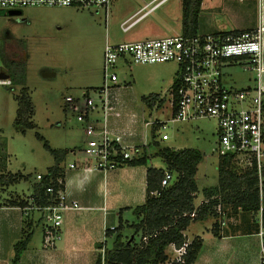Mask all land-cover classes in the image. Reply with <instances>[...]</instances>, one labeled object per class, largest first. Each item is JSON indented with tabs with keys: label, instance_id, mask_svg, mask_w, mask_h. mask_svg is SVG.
<instances>
[{
	"label": "rangeland",
	"instance_id": "1",
	"mask_svg": "<svg viewBox=\"0 0 264 264\" xmlns=\"http://www.w3.org/2000/svg\"><path fill=\"white\" fill-rule=\"evenodd\" d=\"M148 1L112 0L107 16L101 8L28 7L19 15L0 12V42L4 62L10 65L8 72H22L24 78L23 85L18 82L0 85V166L3 168L4 165L13 175L26 177L23 182L10 184L8 190L28 195L36 174H45L55 164L53 155L44 144L51 149L75 146V149H80L78 137L82 123L77 120V115L83 112L85 97L82 93L88 90L93 97L92 102H98L95 94L102 84V56L106 40L119 43L163 38L182 32L181 0H166L127 32H123L120 23ZM198 16L197 31L200 33L208 31L206 25L210 22L220 20V13L215 9H203ZM176 69L173 62L119 63L114 70L116 86L120 88L119 101L124 103L127 111L136 112L145 120H166L170 114L168 91L173 85ZM255 78V72L243 64L227 67L223 75L225 85L238 90L253 86ZM22 86L28 88L33 105V126L24 133L14 125L17 109L15 97ZM159 92L162 98L166 94L164 105L159 109L149 108L142 101L143 96ZM77 101L81 102V106L73 109L72 105ZM150 131L148 136L152 140ZM162 133H166L169 139L162 140ZM155 134L160 147L176 150L195 148L202 152L203 158L195 174L198 193L194 205H198L204 199L202 189L218 183L215 119L168 122L165 130L157 129ZM155 151L156 148L150 149L149 163L163 166ZM68 158L69 155L63 160L64 164H67ZM123 210L121 226L116 231L123 238H130L133 237V224L137 218L131 210L127 213H123ZM33 217L37 220L40 213L34 211ZM213 222L211 217L191 222L184 234L188 240L195 235L211 239ZM115 223L119 225L118 218H115ZM41 225L37 222L33 227V243H40ZM139 234L134 235L135 242L140 241ZM110 240L106 238L108 246L111 245Z\"/></svg>",
	"mask_w": 264,
	"mask_h": 264
},
{
	"label": "built area",
	"instance_id": "2",
	"mask_svg": "<svg viewBox=\"0 0 264 264\" xmlns=\"http://www.w3.org/2000/svg\"><path fill=\"white\" fill-rule=\"evenodd\" d=\"M112 0H0V12L22 11L28 7H72L76 9L101 8L105 15L109 13ZM166 0H149L134 14L120 23L123 32H127L141 19L157 9ZM264 28L243 31L237 35L206 33L187 35L183 32L163 38L145 39L110 43L106 40L102 56V84L97 89L92 102L91 92L85 91L83 112L77 115L82 123L88 141L82 149L90 161L82 170H98L105 173L121 165L125 160L136 158L146 145H124L119 135L111 136L106 129V115L109 110L108 92L117 84L116 66L137 64H156L173 62L177 69L174 84L169 94V118L158 121V128L165 130L168 122L191 121L199 118H213L217 125V152L219 156L232 155V163L238 173L253 171L256 176L258 206L250 212L256 225L255 235L259 241L258 264H264V88L261 77L264 75L262 57V37ZM0 42V74L6 73L1 58ZM233 64H243L245 68L256 74V84L246 89H233L223 81L224 70ZM9 77H0V85H10ZM100 116L93 117L98 113ZM154 121L146 123L150 126ZM168 138L166 133L161 139ZM74 165L70 164V168ZM40 179V174L36 175ZM173 174L164 170L161 187L168 186ZM60 184L61 182L58 181ZM47 192L53 200L46 206L32 203L31 208L42 214L44 249H52L58 238L63 213L66 210L80 209L74 200H68L64 189L56 191L48 187ZM207 202L202 200L199 204ZM198 204V205H199ZM198 205H195L196 207ZM24 210H27V209ZM216 220L220 227L224 226L228 217L221 203L215 206ZM185 215V214H184ZM189 216H195L193 210ZM113 228V227H112ZM111 228V229H112ZM185 238L181 245L170 243L165 248L167 255L163 263H184L187 248L192 240ZM142 235L140 241L146 243L151 236ZM167 248L170 251H166ZM103 256L104 248L100 249Z\"/></svg>",
	"mask_w": 264,
	"mask_h": 264
},
{
	"label": "crops",
	"instance_id": "3",
	"mask_svg": "<svg viewBox=\"0 0 264 264\" xmlns=\"http://www.w3.org/2000/svg\"><path fill=\"white\" fill-rule=\"evenodd\" d=\"M203 9H215L220 13L219 22H210L206 25L208 28L206 33L237 35L259 26L264 28V0H202L200 12ZM197 33L206 34L198 31ZM3 55L1 51V58ZM262 57L264 60V35ZM4 60L2 58V62ZM163 82L165 83V79ZM261 85L264 88V75L261 77ZM115 86L110 89L107 96L110 107L106 115L107 131L111 136L119 135L124 145H141L144 141L149 145L152 140L148 132L152 127L146 126V123L164 120L159 118L145 120L136 112L127 111L124 103L118 99L120 88ZM157 94L159 99L163 100L162 105L155 103L152 106L154 109L162 107L165 101L166 94L164 98L161 97L160 92ZM77 106H81V102L77 101L72 108L75 109ZM99 116V112L93 114V117ZM81 128L78 137L80 149H75L76 146L65 148L67 150L65 158L69 155L68 162L60 164L63 170L64 193L68 200L76 201L80 209L64 211L54 247L44 249L42 214L39 212L40 217L36 220L33 217V212L36 210L26 208L30 204L32 187L37 180L29 187L28 195L8 190L10 185L0 187V264H10L14 243L29 232H32L33 237V227L37 222L42 224L40 243H33L34 240L31 238L17 264H94L100 249L110 247L107 245V236L105 237L106 229L117 226L115 218L121 220L123 209V213H127L132 211L134 206L144 202L147 167L165 169L164 163L163 166H159L147 161L146 165L121 164L105 173L98 170L84 171L83 166L90 161L82 152L88 137L85 135L83 125ZM146 148L150 159L152 154L150 149L156 147L150 144ZM70 164L74 167L70 168ZM6 172H9L7 168L0 166V173ZM21 181L25 179H20L16 183ZM20 201L25 202L26 205L22 207L19 205ZM25 208L27 210H24ZM218 231L217 236L211 233L212 238L208 240L200 235L194 236L199 237L202 243L193 264H258L259 241L255 235L256 225L249 212L238 209L230 213L225 225L219 227ZM108 234L113 238L114 233L108 232ZM99 243H102V248L98 247Z\"/></svg>",
	"mask_w": 264,
	"mask_h": 264
},
{
	"label": "trees",
	"instance_id": "4",
	"mask_svg": "<svg viewBox=\"0 0 264 264\" xmlns=\"http://www.w3.org/2000/svg\"><path fill=\"white\" fill-rule=\"evenodd\" d=\"M201 1L181 0V26L184 34H197ZM4 64L5 69H10L8 63L5 62ZM7 74L11 80V84L13 82L24 84L22 72H7ZM15 99L17 101V109L14 125L24 133L26 129L33 126V122L31 121L33 105L28 88L22 86L20 93ZM142 101L149 108L155 103L158 105L162 103V99H159L158 94L155 93L143 96ZM154 122L151 125L152 141L150 144H154L156 147L155 154L163 161L165 169L147 167L145 200L142 204L132 208V212L137 218V221L133 224V237L123 238L122 234L116 231L121 226V220L119 219V225L114 226L112 229H106L105 237L110 238L108 232L115 235L111 238L110 247L104 249L103 256L101 252H98L94 264L163 263L167 258L165 253L167 245L170 243L177 246L181 245L185 239L182 231L191 222L211 217L214 219L211 231L213 235H218L220 225L216 220L217 215L214 209L218 203L223 205L227 217H230V213L236 212L238 209L250 213L258 206L255 173L253 171L243 174L238 173L232 163V155L226 154L219 156L217 185L202 189L204 200H207V202H203L196 207L194 199L197 196L198 188L195 174L198 164L202 161L203 154L195 148L174 150L167 146L160 147L158 141L155 139L158 123ZM149 145L143 146L142 151L136 158L125 160L122 164L129 166L146 165L149 159L146 147ZM44 146L53 155L55 164L48 168L45 174H40V179H36L37 182L33 184L31 199L32 203L38 206H46L52 202L53 195L47 192L48 187L53 188L54 191L63 189V170L60 164L67 154V150L65 149H51L47 144H44ZM164 170H168L173 174V180L168 186L161 187L160 182ZM20 179H26V177L21 174L13 175L10 172L0 173V187L10 185ZM58 181L61 183L59 184ZM19 205L23 207L26 203L20 201ZM193 210H195V216L191 218L189 214ZM137 232H140L139 235L141 236L154 232H157V234L151 236L144 244L141 241H134V235ZM31 238L32 232H29L14 243L10 264L18 263L22 252L30 243ZM201 243L202 240L199 237L192 239L187 248L184 263L182 264H193L200 250ZM98 247L102 248V243H99Z\"/></svg>",
	"mask_w": 264,
	"mask_h": 264
},
{
	"label": "water",
	"instance_id": "5",
	"mask_svg": "<svg viewBox=\"0 0 264 264\" xmlns=\"http://www.w3.org/2000/svg\"><path fill=\"white\" fill-rule=\"evenodd\" d=\"M7 14H8V15H19V14H21V12H20V11H9ZM7 76H8V75H6V74H4V73L0 74V77H3V78H5V77H7Z\"/></svg>",
	"mask_w": 264,
	"mask_h": 264
},
{
	"label": "flooded vegetation",
	"instance_id": "6",
	"mask_svg": "<svg viewBox=\"0 0 264 264\" xmlns=\"http://www.w3.org/2000/svg\"><path fill=\"white\" fill-rule=\"evenodd\" d=\"M3 51V50H2Z\"/></svg>",
	"mask_w": 264,
	"mask_h": 264
}]
</instances>
